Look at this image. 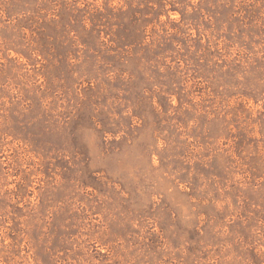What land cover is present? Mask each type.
Segmentation results:
<instances>
[{"label": "rangeland", "instance_id": "374dc122", "mask_svg": "<svg viewBox=\"0 0 264 264\" xmlns=\"http://www.w3.org/2000/svg\"><path fill=\"white\" fill-rule=\"evenodd\" d=\"M0 264H264V0H0Z\"/></svg>", "mask_w": 264, "mask_h": 264}]
</instances>
